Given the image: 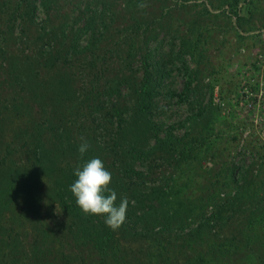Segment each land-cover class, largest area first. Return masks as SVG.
<instances>
[{"label":"trees","instance_id":"1","mask_svg":"<svg viewBox=\"0 0 264 264\" xmlns=\"http://www.w3.org/2000/svg\"><path fill=\"white\" fill-rule=\"evenodd\" d=\"M166 1L0 0L3 82L20 86L23 99L29 100L22 104L27 111L34 104L41 108L37 120L17 101L9 110V116L26 121L13 134L24 161L16 163L12 143L3 145L0 136V253L17 249L21 234L14 222L19 218L31 221L35 234L34 246L14 264H71L74 256L78 264H86L88 253L96 254L99 264H107V258L119 260L128 251L123 242L160 241L175 223L183 229L181 214L187 208L172 188H166L164 171H183L199 160L204 128L194 130L193 122L177 136L174 126L156 121L164 113L159 103L168 72L149 44L155 43L157 51L162 44L159 36L166 30L162 22L170 11ZM210 5L205 10L224 14L239 36L245 33L244 23L258 11L256 0H220L218 6ZM39 11L44 19L37 24ZM263 31L264 24L247 33ZM11 39L31 50L21 63L8 55ZM198 42L197 37L194 43L182 37L179 55L193 57ZM179 55L176 58L182 60ZM191 85L187 78L178 97L187 100ZM198 116L203 111L191 121ZM158 169L162 177L155 179ZM249 183L243 179L233 198L222 199V205L190 235L199 239L203 231L209 233L217 224L222 227L224 209L233 211L235 202L250 194ZM44 185L51 214L62 217L61 222L54 218L53 226L40 216L38 199ZM213 200L207 196L201 209ZM17 202L20 210L15 213ZM8 209L13 221L3 225L1 211ZM211 250L214 262L224 259L217 247ZM195 261L205 264L202 254Z\"/></svg>","mask_w":264,"mask_h":264},{"label":"rangeland","instance_id":"2","mask_svg":"<svg viewBox=\"0 0 264 264\" xmlns=\"http://www.w3.org/2000/svg\"><path fill=\"white\" fill-rule=\"evenodd\" d=\"M219 2L220 0H180L173 8L174 0H167L166 7L170 11L166 12L162 23L169 30L160 34L162 44L158 51L154 50L155 43L149 44L153 55L156 54L155 58L160 59L168 72L159 103L164 106V113L156 121L165 127L174 126L177 136L184 134L193 122L194 130L204 128L202 136L205 145L199 148V160H193L183 167V171H164L167 177L166 188H172L178 195L176 198L179 197L187 208L181 214L182 220H185L183 229L179 223H175L168 236L160 237V241L139 238L123 242L122 246L128 251L119 260L107 258V264H203L195 261L199 254L204 256L205 264H264V31L258 35L247 33L260 29L264 24V0H256L257 14L251 21L244 23L245 33L242 36L233 29L232 23L224 14L205 10V6L211 7L210 3L218 6ZM36 14V23L40 24L44 15L40 11ZM35 29L36 26L33 31ZM182 37L188 38L190 43H194L196 37L199 39L193 57L189 54L179 55ZM15 42L10 40L8 55L21 63L31 54V50ZM177 55L182 60L176 58ZM2 68H6V65H2ZM2 68L1 142L3 145L12 143V148L16 150L12 153V158L19 164L25 160V155L22 153L23 149L14 144L13 134L16 129L24 127L26 121L25 118L17 120L9 116V110L15 104L13 102L17 101L21 103L20 109L28 112L22 104L29 100L23 99L24 93L20 86L10 87L3 82ZM134 68H139L138 62ZM56 70L49 76H53ZM195 71L197 72L194 73ZM187 78L192 79V85L190 95L185 100L184 96L180 98L178 95L184 91ZM41 79L45 82L49 80ZM31 106L28 113L37 120L36 112L41 108L36 104ZM199 111H203V116L191 121ZM159 170L156 171L155 179L162 177ZM232 170L235 173L233 177ZM243 179L250 182L248 190L251 195L235 202L233 211L224 209L225 224L222 227L215 224L216 227L209 233L203 231L199 239L190 235L199 222L222 205V199L233 198ZM207 196H212L214 200L201 209ZM48 202L44 185L38 199L40 216L53 226L52 220L57 218L61 222L62 217L51 214L52 208ZM19 204L16 203L15 213L20 210ZM178 206L179 203L172 204V207ZM1 216L3 225L13 221L9 209L1 211ZM30 222L23 218L14 222L16 231L21 234L19 240L16 239L17 249L11 253L7 248L1 250L0 264L3 261H8L9 264L19 263L24 254L34 246L35 234ZM250 222L251 226L248 225ZM154 232H158V229ZM54 233L61 234V231L54 230ZM223 244L225 247L220 248ZM54 247L58 248V245L54 244ZM211 247H217V250L223 252L224 259L214 262ZM6 254L12 255L7 257ZM84 256L86 264H99L96 254L88 253ZM78 262L77 256H74L71 264Z\"/></svg>","mask_w":264,"mask_h":264}]
</instances>
